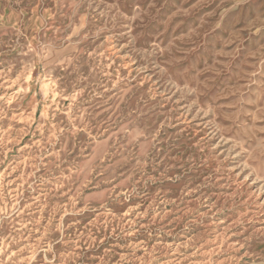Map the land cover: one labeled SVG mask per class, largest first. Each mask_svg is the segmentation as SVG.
<instances>
[{
  "label": "rangeland",
  "instance_id": "obj_1",
  "mask_svg": "<svg viewBox=\"0 0 264 264\" xmlns=\"http://www.w3.org/2000/svg\"><path fill=\"white\" fill-rule=\"evenodd\" d=\"M0 264H264V0H0Z\"/></svg>",
  "mask_w": 264,
  "mask_h": 264
}]
</instances>
